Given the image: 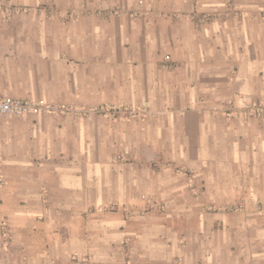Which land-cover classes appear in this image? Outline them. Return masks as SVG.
<instances>
[{"label":"crops","instance_id":"0c3cea01","mask_svg":"<svg viewBox=\"0 0 264 264\" xmlns=\"http://www.w3.org/2000/svg\"><path fill=\"white\" fill-rule=\"evenodd\" d=\"M0 95V264H264V0H0Z\"/></svg>","mask_w":264,"mask_h":264},{"label":"built area","instance_id":"2783aa9c","mask_svg":"<svg viewBox=\"0 0 264 264\" xmlns=\"http://www.w3.org/2000/svg\"><path fill=\"white\" fill-rule=\"evenodd\" d=\"M234 101H231L233 104ZM238 112L245 115H254L256 117H264V97L254 98L250 95L242 96L238 99ZM60 112L55 107L46 102H36L23 98L4 97L0 95V117L16 116L27 117L32 114H45ZM5 184L4 177L0 172V189Z\"/></svg>","mask_w":264,"mask_h":264},{"label":"rangeland","instance_id":"374dc122","mask_svg":"<svg viewBox=\"0 0 264 264\" xmlns=\"http://www.w3.org/2000/svg\"><path fill=\"white\" fill-rule=\"evenodd\" d=\"M5 97V96H4ZM139 106L138 105H133L131 108H128L127 110H123V111H120L119 109H115L113 110L112 112H115L114 114H119V115H124L126 117H141V118H144V117H148V118H156L155 114H158V113H151V112H143L141 111V109L138 108ZM62 112H54V113H46V114H61ZM32 115H39V114H32ZM32 115H29V116H32ZM27 116V117H29ZM4 116H1L0 118H2ZM19 118H26V117H19ZM159 206V205H158ZM159 209H161V206L158 207ZM158 209V210H159ZM98 210V211H97ZM118 210H121L122 214L125 215V216H129V217H132L133 220L136 219L138 222H139V217L140 216H145L146 213H148V220L149 222H152L155 220V217H156V214H157V209L154 208V207H149V208H145V207H137V208H125V209H117V208H112V207H103V208H100V209H85L83 212H82V215L84 217H89L91 218L92 214L94 213H98L95 217H101L102 216H106V215H112L113 214V211H118ZM81 212V211H80ZM44 215H45V212H44ZM3 217H6V215H3ZM135 220V221H136ZM135 224L133 223V226ZM1 233L2 231H4L2 234L5 235L8 233V230H7V227H8V224L6 222L5 219H3L1 221ZM136 226V225H135ZM134 242V241H133ZM129 245V244H128ZM133 248L134 247H137L135 246L134 244H132ZM138 249V248H137ZM170 263V262H169Z\"/></svg>","mask_w":264,"mask_h":264}]
</instances>
